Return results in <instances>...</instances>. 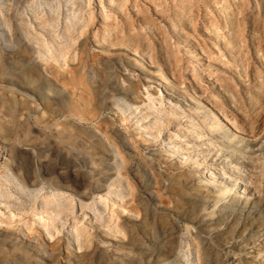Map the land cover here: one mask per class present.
<instances>
[{"label": "rangeland", "instance_id": "374dc122", "mask_svg": "<svg viewBox=\"0 0 264 264\" xmlns=\"http://www.w3.org/2000/svg\"><path fill=\"white\" fill-rule=\"evenodd\" d=\"M71 1L0 0V264H264V0Z\"/></svg>", "mask_w": 264, "mask_h": 264}, {"label": "bare ground", "instance_id": "6f19581e", "mask_svg": "<svg viewBox=\"0 0 264 264\" xmlns=\"http://www.w3.org/2000/svg\"><path fill=\"white\" fill-rule=\"evenodd\" d=\"M67 3L72 5L71 0H67ZM0 4H4V3L0 2ZM46 5L48 6L47 9L44 6L43 7L39 6L37 7V9L33 8L32 13L40 19L43 18L44 24L47 25L52 31V39L51 41H48L47 39H45L44 36H41L40 38L36 39L35 44L38 48V54L41 57L50 58V59H58V56L59 57L65 56L64 54L66 53V51H68L71 44L73 43L72 34L78 30V25L80 21L84 19V16L82 15L83 6H81L79 10H76L72 7H68L67 5L66 12L63 15L62 8L58 2L47 3ZM1 13L2 11L0 9V23L3 27L2 32H1L2 37H3L2 43L4 47L12 48L17 45V39L13 35L12 28L10 27L8 21L3 17V15H1ZM61 19H64V22L63 20L61 21ZM61 23H64V31L62 33L57 31L58 30L57 28H59ZM26 25H27V28L31 26L30 22L28 21L26 22ZM29 34L30 32H26V36ZM27 38L29 39L28 36ZM123 81L127 83L131 88L135 87L133 83L131 82L129 83L128 80H126L125 78H123ZM27 121H29L28 117L26 118V122ZM119 157H120V153L116 152L115 158H114V164L117 167V178L118 180H121L122 176L120 174V168H121L122 162L119 160ZM9 178H10V175L8 174V175L1 176L0 180L4 182V181H7ZM9 180L11 181L12 179H9ZM15 186L22 193L34 194L35 197H39V198L41 197L42 198L41 204L44 207H49V208H53L56 210H64V209L70 208L69 197L65 196L64 194L52 193L50 194V197L47 198V197L40 196V191H30L29 192L27 187L18 181H15ZM230 191H232V189H228L226 193H229ZM116 194L118 196H122L121 191L116 192ZM10 196H11V190L6 187L0 186V197L8 198ZM91 209L94 212L95 217H98L100 215V213L98 212V209L95 206H92ZM55 215L57 216L58 213H55ZM75 239L79 247L84 242L83 236L79 231L76 232ZM187 261L188 263L190 262L188 259ZM171 264H182V263L180 261H177Z\"/></svg>", "mask_w": 264, "mask_h": 264}]
</instances>
